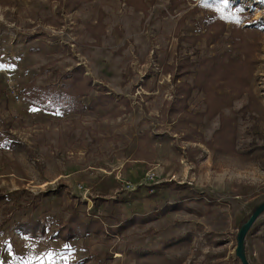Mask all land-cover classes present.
<instances>
[{
    "label": "rangeland",
    "instance_id": "374dc122",
    "mask_svg": "<svg viewBox=\"0 0 264 264\" xmlns=\"http://www.w3.org/2000/svg\"><path fill=\"white\" fill-rule=\"evenodd\" d=\"M200 1L0 0V264H240L237 232L264 203V0H225L250 18L235 32ZM93 48L109 53L116 83L89 76ZM221 53L252 73L211 116L195 77L202 87L231 77L201 68ZM55 54L73 68L50 70ZM77 69L93 87L86 107L103 95L93 110L28 103ZM183 82L185 101L174 97ZM221 116L232 122L217 137ZM28 220L44 235H22ZM93 221L101 230L85 233ZM245 252L264 264V212Z\"/></svg>",
    "mask_w": 264,
    "mask_h": 264
},
{
    "label": "trees",
    "instance_id": "16d2710c",
    "mask_svg": "<svg viewBox=\"0 0 264 264\" xmlns=\"http://www.w3.org/2000/svg\"><path fill=\"white\" fill-rule=\"evenodd\" d=\"M87 1V0H85ZM200 8L208 9L212 16L210 21L218 22L221 26V30L223 31L226 24L231 25L232 32H235L239 28H245L246 22L250 19L249 15L245 14V9L240 5H231L229 2L225 0H201L199 3ZM228 60V62H226ZM182 63V62H181ZM217 64V68L219 72L224 75L225 72L230 71V76L226 79L224 76L220 77L216 82L210 83L208 87H202L198 83V77L202 74L197 72L195 80H197V84L195 86L198 89L202 90L208 96L213 95V102H208V107L206 112H212L213 115L216 114L220 104L225 101L227 97L230 96V92H237L242 93L245 88L248 86L249 77L252 73V66L253 63L250 62L249 64L242 59H237L236 61L232 60L227 53H221L219 55L206 58L203 60L201 68L205 66L203 69L204 73L209 71L213 64ZM237 65L236 68V75L234 74L233 66ZM178 69V68H177ZM182 69V66L179 68ZM242 70L245 71L246 76H240L239 72ZM188 71H184L182 74H186ZM177 76H180L179 74ZM176 76L173 77V81H175ZM234 83V85H231ZM32 84V83H31ZM58 84L54 83L52 86L48 88L38 87L33 91L28 92V103L36 108H40L45 111H55L56 109H61L65 113H72V112H82L85 109L93 110L98 104L102 103V96L98 94L97 97L90 101L89 105L83 103V98L86 97L90 91L93 89L91 86V80L87 77H84L78 69L73 72L63 76V81ZM214 85H221V88L225 91H229L228 94L218 97L217 93L212 91V87ZM176 86V93L175 98L177 100L185 101L190 96L191 89L186 83H179ZM228 86H235L233 89L228 88ZM217 105L218 108L213 110V106ZM231 124V120H228L224 117H220V125L216 132V135H221L225 128V123ZM234 123V122H233ZM226 130V129H225ZM68 224L73 223L71 219H68ZM93 226H98V229L92 231L87 229L85 233H98L101 230V224L97 222L90 223ZM38 222H34L31 220L20 222L17 225V229L22 235H28L31 237L42 236L44 235L43 229L38 230ZM79 224L78 226H73L71 228L70 236L63 238V240L68 241L75 236H78L77 233L79 232L77 229H80ZM78 231V232H77Z\"/></svg>",
    "mask_w": 264,
    "mask_h": 264
},
{
    "label": "crops",
    "instance_id": "0c3cea01",
    "mask_svg": "<svg viewBox=\"0 0 264 264\" xmlns=\"http://www.w3.org/2000/svg\"><path fill=\"white\" fill-rule=\"evenodd\" d=\"M104 41V40H103ZM102 41V43H104ZM106 43H109V39L105 41ZM109 47V46H108ZM100 52L98 50H95V48H93V50L91 51V71H90V77L97 82H105L108 84H114L117 81L111 79V77H116V67L111 65L110 62V56L109 53L106 51L104 52L102 50L101 54H99ZM32 61L35 60H39V58H32ZM53 60H57L58 62H56L55 64L53 63L52 65H50L49 69L50 70H58V71H65V70H69L71 68H73V64L68 61L67 59H59L58 56L55 54L53 57ZM41 62V59H40ZM46 62V61H44ZM35 68V67H34ZM100 71V74H105V77H99L97 76V72ZM48 77H42L40 79L37 80V82H39V84H48V82L53 81L54 78L51 75V73L47 74ZM116 80H118L116 78ZM120 80V79H119Z\"/></svg>",
    "mask_w": 264,
    "mask_h": 264
},
{
    "label": "water",
    "instance_id": "95a60500",
    "mask_svg": "<svg viewBox=\"0 0 264 264\" xmlns=\"http://www.w3.org/2000/svg\"><path fill=\"white\" fill-rule=\"evenodd\" d=\"M262 212H264V203L254 209L249 218L241 225L237 232L235 256L240 261V264H250L245 252V237Z\"/></svg>",
    "mask_w": 264,
    "mask_h": 264
},
{
    "label": "built area",
    "instance_id": "2783aa9c",
    "mask_svg": "<svg viewBox=\"0 0 264 264\" xmlns=\"http://www.w3.org/2000/svg\"><path fill=\"white\" fill-rule=\"evenodd\" d=\"M10 93L15 101L19 100L17 89L13 85H9Z\"/></svg>",
    "mask_w": 264,
    "mask_h": 264
}]
</instances>
